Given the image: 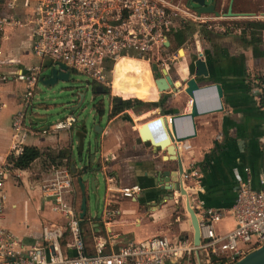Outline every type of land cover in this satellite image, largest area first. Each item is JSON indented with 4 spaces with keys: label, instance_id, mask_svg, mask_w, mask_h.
<instances>
[{
    "label": "crops",
    "instance_id": "1",
    "mask_svg": "<svg viewBox=\"0 0 264 264\" xmlns=\"http://www.w3.org/2000/svg\"><path fill=\"white\" fill-rule=\"evenodd\" d=\"M260 1L232 0L233 13H247L254 16H235L227 17V19L223 17L222 20L232 22L238 18L253 17L258 19L249 21H264V0ZM215 2V9L222 14L227 11L230 0H215ZM180 3L186 4V0ZM209 15L214 16L213 13H207L202 14L201 16L205 17L201 18L207 19L206 16ZM242 27V24L236 25L232 31L229 25H220L211 37L199 25L192 29L187 20L176 25L174 30H181L185 35L183 44L187 43V33L193 34L191 43L193 49L189 51L180 45V53H183L181 56L178 49L180 46L168 40L167 47L171 48L170 51L168 50L170 56L177 55L166 65L155 63L159 70H167L177 86L176 90L168 89L159 92L154 82L149 85L148 75L151 73L153 79L151 65L154 62L143 59L147 62L150 72L138 67L136 78L140 82L131 79L125 64L123 73L114 82L115 90L110 94L106 123L99 136L96 154L98 161L102 162L101 171L104 178L107 177L110 180L112 188L108 189L105 184L102 200L99 197L96 206L94 200L95 210L89 212L87 208L84 218L80 221L81 236L87 253L93 252L97 237H107L111 240L113 250L127 243L154 236H164L170 240L182 238L193 241V229L186 210L185 196L176 190H163L159 180L160 171L176 169V161L167 159V153L164 150L153 151L148 142L142 141L139 129L144 122L158 116V109L168 124H170L168 119L173 115L190 111L192 100L185 93V84H183L188 77V71L184 75L180 72V67L187 68L198 53L202 54L209 71V77L202 78L199 83L204 85L214 82L221 85L222 109L195 117V134L182 142L173 143L177 147L182 163L183 185L192 207H195L196 200H202L205 206L224 211L225 216L216 225L217 231L224 232L233 227V220L228 210L233 203L238 181L247 174L245 169L249 170L255 185L259 177H264L262 142L264 110L261 99L262 89H264L262 84L264 30L260 32V39H254L253 30L247 27L243 30ZM206 29L212 30L209 26ZM0 51L1 59L17 63L5 64L1 68V71L11 76L9 80L0 83V99L3 102V108L0 111V163H7L10 171L3 183L2 192L5 197L4 187L10 180L14 185L24 186L29 196L37 198L34 203L29 204L25 201L21 217L17 214V205L12 203L6 206L4 199L0 226L13 233L23 245L39 244L41 222L53 219L55 215H52L43 203L38 184H33L29 178L24 177L29 167H13L9 158L17 157L11 153V117L22 108L20 98L24 92V85L12 76L17 68L38 63L40 59L31 53L28 29L25 27H7L0 39ZM125 74L130 77V81L124 83L122 78ZM111 75L114 79L115 72L110 74L109 86L113 87ZM179 83H182L181 86L178 85ZM98 90L100 91L101 88L99 87ZM119 91L141 92L149 96L146 99L139 98L143 105L124 109L111 116L110 113L116 102L115 97L120 101L137 98L124 97ZM214 103L213 93L207 92L199 97L198 106L200 110L208 111L213 108ZM145 114L144 119L137 120ZM175 123L181 135L188 133L189 124L186 120L177 119ZM73 128L74 125L64 132L44 135L40 134L43 127L38 130L33 129L35 134L27 137L25 143L27 146H35L41 150L57 151L66 146L72 149ZM191 169H196L200 177H192ZM16 170L19 172L15 175ZM69 171L71 172L70 167ZM16 179H20L18 180L20 184ZM132 184H138L141 188L140 192L133 197H124L118 192L120 187ZM65 199L71 201L77 212H80L81 193L78 183L77 185L75 183L73 192L65 194ZM8 208H10L9 211ZM106 209L114 211L111 218H106L104 214ZM68 242H70V235L66 234L62 240V247L67 254L72 255V250L67 248ZM197 258L198 255L193 253L181 264H195Z\"/></svg>",
    "mask_w": 264,
    "mask_h": 264
},
{
    "label": "built area",
    "instance_id": "2",
    "mask_svg": "<svg viewBox=\"0 0 264 264\" xmlns=\"http://www.w3.org/2000/svg\"><path fill=\"white\" fill-rule=\"evenodd\" d=\"M191 17L201 18L185 3L175 0H0V39L7 27H25L31 53L40 59L38 63L17 68L12 76L24 85V92L20 98L22 108L11 117V153L21 155L27 137L35 134L28 114L32 113L31 99L45 59L109 86V74L114 73L115 64L123 57L166 65L177 55L170 56L166 49L168 32ZM210 32L215 34L213 29ZM5 64L17 63L0 58V83L11 77L1 71ZM262 84L264 87V79ZM262 104L264 110V101ZM2 108L0 99V111ZM76 122L77 118L68 114L49 128L41 129L40 134L69 130ZM245 171L247 174L238 181L228 210L233 220L231 229L217 231L224 211L207 207L198 199L193 208L198 217V245L189 239L154 236L113 250L111 240L97 237L93 252L87 253L79 213L65 199V194L73 192L77 185L76 177L69 167L55 169L38 187L43 203L56 217L41 222L39 244L23 245L0 226V264H181L193 253L198 255L195 264H232L264 243V177H259L255 185L249 170ZM9 173L7 163H0V215L5 199L2 186ZM190 175L200 177L196 169H191ZM104 179L111 189L110 180ZM140 190L138 184H132L120 187L118 192L131 198ZM104 214L111 218L114 211L106 209ZM66 234L70 235L66 247L72 250V255L62 247Z\"/></svg>",
    "mask_w": 264,
    "mask_h": 264
},
{
    "label": "water",
    "instance_id": "3",
    "mask_svg": "<svg viewBox=\"0 0 264 264\" xmlns=\"http://www.w3.org/2000/svg\"><path fill=\"white\" fill-rule=\"evenodd\" d=\"M230 0L228 9L225 13L220 14L219 11L215 9V0H186V6L197 14L201 16L202 14L213 13L215 17H235V16H254V14L247 13H233L231 11ZM264 15V14H263ZM165 45H169V41L165 42ZM43 69L48 71L47 75H40L39 82L45 87L50 88L55 85L58 81H67L70 75V70L62 63H53L50 59H45L42 63ZM153 71V80L156 89L159 92L167 91L168 89L176 90L177 86L173 83L172 79L167 73L166 69L159 70L157 65L153 63L151 65ZM43 71V70H42ZM188 77L183 81L185 84L184 91L191 98V107L188 113L173 115L169 118L170 124L167 123L166 118L160 115V110H157V117L144 122L139 129L142 141L148 142L153 151L164 150L167 153V159L176 161V169L174 171L162 170L160 171V182L162 189L165 191L176 190L179 191L181 195L186 198V210L189 213L190 223L193 229V243L198 245L200 241V233L198 226V217L196 215L195 209H193L187 191L184 189L182 175L184 173L180 157L177 153V147L173 142H182L195 134V121L194 118L210 111H219L222 109L221 97L222 88L218 83L210 82L207 84H201L199 81L204 78L209 77V71L205 60L201 53H198L194 59L191 60L189 66L187 67ZM182 83L178 85L181 86ZM103 90H98V93H103ZM213 93L215 99V105L210 110L202 111L199 109L198 101L199 97L203 96L205 93ZM79 101H81L83 95L79 94ZM116 102H119V98L115 97ZM79 105V104H78ZM77 105V106H78ZM77 106L70 107V111H74ZM105 116V113L96 112L93 115L91 121V129L89 130V125L83 123L79 128L72 133L76 137V148L78 152L77 160L81 163V167H77L75 163L70 166L71 172L76 177L77 183L79 185L81 199L79 204V217L83 219L87 210V183H90L91 193L95 197V206L99 200L98 189V179L97 176L101 171V165L97 157V145L99 142V137L101 134L102 127L100 122ZM107 117V114H106ZM28 118L32 122L43 123L45 118L35 116L33 113L28 114ZM177 119H184L189 124V131L185 135H181L178 131V127L175 123ZM94 134L93 138V148L91 142H88L85 146L84 139L87 135L91 136ZM79 171V173H78ZM87 176V179L84 177ZM169 197V196H168ZM232 264H264V243L259 247L252 249L246 253L240 259L234 261Z\"/></svg>",
    "mask_w": 264,
    "mask_h": 264
},
{
    "label": "rangeland",
    "instance_id": "4",
    "mask_svg": "<svg viewBox=\"0 0 264 264\" xmlns=\"http://www.w3.org/2000/svg\"><path fill=\"white\" fill-rule=\"evenodd\" d=\"M183 0H175V2H180ZM260 1V0H258ZM261 3V1H260ZM205 17V16H201ZM208 17L207 19H202V18H189L186 19L188 24H190V27L195 28L196 25H199L200 28L205 25L206 27L209 26L213 29L215 32V29L219 27L220 25H229V27L233 28L236 27V25L243 24L245 21L249 20H254L258 18H253V17H244V18H238L237 20H232L226 22V20H222L223 17H214V16H206ZM195 19V20H194ZM221 19V20H220ZM227 19V17L225 18ZM228 23V24H226ZM190 29V31L192 30ZM176 32V30H171L168 32V38L169 40L173 41V35ZM186 41L187 43L182 44V47H185L187 50H192L193 45L191 43L193 42V34L192 33H187L186 35ZM174 47V46H173ZM175 48V47H174ZM167 51L171 50V48L167 47ZM179 49V55H183V53H180L181 46L178 48ZM137 56V55H136ZM139 57V56H138ZM146 55L143 56L145 58ZM127 70L131 75V79L135 80L136 82L138 79L136 76H138V67L133 66L129 62L126 63ZM149 70V68H148ZM187 68L185 66L180 67V72L186 75ZM150 72V70H149ZM48 71L44 70L42 71V75H47ZM110 76V74H109ZM111 80H113V75H111ZM130 81V77L128 75H123L122 82ZM140 82V81H138ZM148 82L149 85L151 83L153 84V79L150 75H148ZM141 84V83H140ZM147 84V83H146ZM94 80H91L86 74L80 72V71H75V70H70V75L67 81H58L55 85L51 86L50 88L45 87L43 84L38 82L37 84V90L32 97V109L31 112L35 116H40L45 118V122L43 123H32L33 129H40V128H49L52 126V124L55 121L63 119L67 114L71 113L77 118V122L74 124L73 128V133L79 128L80 125L83 123H87L89 126V130L91 128V121L93 118V115L96 114V108L95 106L98 105V103H102L103 107V112L105 113V116L102 118L100 122V126L103 127L106 123V114L108 112L109 108V102H110V94L113 91L112 86L106 87V91L103 93H98L96 90V86H98ZM134 89V88H130ZM82 94L83 97L81 101H79L78 95ZM139 99V98H135ZM79 104V105H78ZM78 105V106H77ZM72 106H77L74 111H70V107ZM143 108V107H142ZM146 117L145 115L140 116L137 118V120L144 119ZM65 131V130H64ZM62 131V132H64ZM61 132V131H60ZM59 132V133H60ZM94 134L91 136L87 135L84 139L85 146L88 142H91V146L93 148V138ZM99 137V136H98ZM72 143H73V148L71 149V154H70V159L71 163H75L77 167H81V163L77 160L78 158V152L76 148V137L73 135L72 136ZM100 165L102 167V162H100ZM46 167V162L43 161V159H37L32 163V165L29 167V171L27 174L24 175V177L29 178L31 180V183H36L38 185L41 184V182L47 177L48 172L45 171ZM84 179H87V176L84 177ZM98 195L102 200V197L104 195L105 191V180H104V174L102 171L99 172L98 176ZM20 179H16V181L19 183ZM20 184V183H19ZM5 190V205L9 206L12 205V203H15L17 205L16 211L17 214L21 217L23 215V206L25 201H28L30 203H34L37 198L34 196H29L26 192V189L24 186L20 185H14L12 181H8L4 187ZM87 208L89 212H93L95 210L94 207V194L91 193V187L90 183H87ZM10 208H8L9 211ZM210 258H206V261H209Z\"/></svg>",
    "mask_w": 264,
    "mask_h": 264
},
{
    "label": "trees",
    "instance_id": "5",
    "mask_svg": "<svg viewBox=\"0 0 264 264\" xmlns=\"http://www.w3.org/2000/svg\"><path fill=\"white\" fill-rule=\"evenodd\" d=\"M243 30L245 28H250L252 29V37L254 39H260V32L261 30H264V21H246L242 24ZM204 31L212 37V33L206 29V26L203 25ZM184 33L181 30H177L174 35H173V41L177 46H180L183 44L184 41ZM130 64L136 67H140L143 69L148 70V64L147 62L141 61L137 63L136 61H131ZM149 72V70H148ZM97 83V82H96ZM99 84V83H97ZM101 88L104 92L106 91V87L108 85L104 84H99L96 86V88ZM98 92V90H96ZM121 95L124 97H137L140 99H146L149 95L146 93H141V92H134V91H119ZM262 102L264 101V89H262ZM144 103L139 100V99H134V100H123L119 102H115L113 105L112 111L110 113L111 116L116 114L117 112H120L124 109H130V108H136L138 106L143 105ZM96 112L102 113L103 112V107L102 103H98V105L95 106ZM70 154H71V147L66 146L64 148H61L59 150H53V149H39L35 146H25L23 149V152L21 155L17 157L11 156L9 158V162H11L13 167L16 168H28L32 165V163L37 160V159H43L44 162H46V169L45 171L48 172V174L58 168H63V167H70L71 166V159H70Z\"/></svg>",
    "mask_w": 264,
    "mask_h": 264
},
{
    "label": "bare ground",
    "instance_id": "6",
    "mask_svg": "<svg viewBox=\"0 0 264 264\" xmlns=\"http://www.w3.org/2000/svg\"><path fill=\"white\" fill-rule=\"evenodd\" d=\"M181 50V49H180ZM129 60H134L136 61L137 63H139L140 61H144L143 59H135V58H132V57H123L121 58L119 61H117V63L115 64V77L113 79V91L115 90V85H114V82L116 80L117 77H120V74L123 73L124 69H125V62L126 61H129ZM146 62V61H144ZM155 85V83H154Z\"/></svg>",
    "mask_w": 264,
    "mask_h": 264
},
{
    "label": "flooded vegetation",
    "instance_id": "7",
    "mask_svg": "<svg viewBox=\"0 0 264 264\" xmlns=\"http://www.w3.org/2000/svg\"><path fill=\"white\" fill-rule=\"evenodd\" d=\"M78 173H79V171H78Z\"/></svg>",
    "mask_w": 264,
    "mask_h": 264
}]
</instances>
